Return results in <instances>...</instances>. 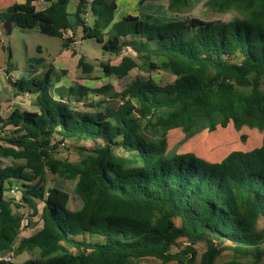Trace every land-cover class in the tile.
I'll return each mask as SVG.
<instances>
[{"label":"trees","instance_id":"1","mask_svg":"<svg viewBox=\"0 0 264 264\" xmlns=\"http://www.w3.org/2000/svg\"><path fill=\"white\" fill-rule=\"evenodd\" d=\"M15 2L0 10L22 29L62 39L69 47L74 33L68 19L69 0ZM151 0H138L143 4ZM189 0H167L171 11ZM211 9L234 10L223 20L186 17L152 23L128 14L114 21L117 0H79L75 9L81 38H93L106 52L129 46L138 64L122 56L117 64L100 62L106 75L125 77L135 67L163 70L175 76L166 84L135 77L121 91L112 85L69 86L59 99L50 92L53 67L43 77L8 79L18 93L35 95L37 111L13 109L0 118L4 133L0 156L24 160L0 167V251H37L38 256L9 264H141L145 257L160 264H216L222 244L251 251L250 261L232 258L221 264H261L264 245V0H205ZM89 7L91 22L85 15ZM75 54V51L73 50ZM83 71L92 67L79 55ZM142 66V67H141ZM89 94L119 99L104 111H78L71 98ZM262 132V144L250 151L232 150L217 162L193 153L166 156L168 133L180 129L185 138L229 123ZM100 140L78 161L54 156L52 137ZM119 150L121 154L115 151ZM49 170L76 179L80 199L67 207L70 195L45 188ZM19 183V203L37 212L41 226L14 244L21 215L4 196L6 186ZM262 227L258 228L259 220ZM183 238L185 245L173 251ZM206 244L199 255L195 245Z\"/></svg>","mask_w":264,"mask_h":264},{"label":"rangeland","instance_id":"2","mask_svg":"<svg viewBox=\"0 0 264 264\" xmlns=\"http://www.w3.org/2000/svg\"><path fill=\"white\" fill-rule=\"evenodd\" d=\"M79 0H69L67 4L68 19L71 23L77 22L75 9ZM20 0H0V7L3 10L8 5ZM46 6L44 2H38L37 7ZM131 14L137 16L141 20L152 23H161L169 20L184 19L186 17H199L205 20H223L228 21L238 16L234 10L215 11L205 4V0H189L187 5L171 11L167 7V0H151L143 4H139L138 0H117V7L114 13V21L121 20L124 16ZM88 23L91 22L89 7L85 15ZM0 28V85L4 84L3 75H9L11 78L19 77H43L45 71L52 66L50 92L59 99L60 94L68 95V87L78 84L96 88L101 85L110 84L114 91H121L124 86L135 77L143 79H152L158 84L170 83L175 76L163 70L145 71L140 67H135L123 78H117L114 75H106L101 67L100 62H108L117 64L122 56L133 58L138 64H141L135 52L131 49L124 54H112L106 52L102 44L93 38L82 39L81 29L74 26L72 41L69 42V48H63L62 39L56 36H49L40 33L36 28L22 29L14 26L10 33L4 28ZM67 36L69 34H66ZM75 51V54L73 53ZM79 55H84L85 61L92 67L91 71H83L77 65ZM142 67V66H141ZM264 90V82L262 84ZM23 100H20L17 106L20 110L32 109L35 103V95L26 96L23 94ZM25 98V99H24ZM121 104L119 99L111 100L109 96L89 94L83 101H75L71 98L70 105L78 111L99 112L104 111L106 107H113ZM12 127L4 128L0 133V141L4 142L1 137L4 133H9ZM54 156L57 158H65L69 161H78L80 157L87 153L102 142L92 140H80L75 138H61L58 134L52 137ZM262 144V132L256 128L248 126L234 127L230 122L226 127L218 126L215 130L208 131L203 129L194 135L185 138L184 133L180 129H172L168 133V146L166 156L170 157L175 154L193 153L194 155L207 160L209 162H217L232 150L250 151ZM121 154L119 150L115 151ZM23 160H14L11 157L0 158L3 165H19L23 164ZM20 181H15L16 189L19 191ZM76 179H70L59 176L55 173L46 171L45 188L59 187L70 195L67 207L75 210L80 206V199L74 192ZM5 197L12 200V206L16 213L21 216L25 213L29 216V222L25 225L18 235V239L36 232L42 223L41 213H33L30 207H16L19 203V197L15 198L10 192H5ZM43 203L39 201V207ZM41 211V210H40ZM258 228L262 227V220L257 224ZM179 245L172 248L176 251L178 248L186 244L183 238L178 240ZM219 255L216 257V264L229 261L232 258L238 260L250 261L253 258L251 251L235 250L229 242H224ZM200 255L205 249L206 244L199 242L195 245ZM37 251L29 252L24 250L14 255L16 263L23 262L29 258L37 257ZM260 263L264 264V245H262ZM141 264H160L159 261L145 257L141 259ZM166 264H176V262H168Z\"/></svg>","mask_w":264,"mask_h":264},{"label":"crops","instance_id":"3","mask_svg":"<svg viewBox=\"0 0 264 264\" xmlns=\"http://www.w3.org/2000/svg\"><path fill=\"white\" fill-rule=\"evenodd\" d=\"M24 0H20V2H23ZM88 1H90V0H88ZM8 6H10V5H8ZM7 6V7H8ZM35 6H36V8L37 9H41V8H38L37 7V2H36V4H35ZM6 7V8H7ZM2 7H0V10H2L1 9ZM44 8V7H43ZM5 9V8H4ZM3 9V10H4ZM77 18V17H76ZM86 18V17H85ZM91 20V19H90ZM86 21L88 22V20L86 19ZM71 23V22H70ZM72 25H73V28H74V26H79L78 25V20H77V22H75V23H71ZM14 27V25H12L11 26V30H12V28ZM80 27V26H79ZM0 28H3V26H2V23H0ZM80 29H81V27H80ZM71 33H73V30L71 31L70 29H68V30H66L65 31V34H71ZM74 35V34H73ZM63 48H65V47H63ZM69 48V47H68ZM68 48H66V49H68ZM3 78H4V84H2V85H0V110L4 113V117L5 116H7L13 109H15V108H17V106H14L15 104H18V103H20L19 101L20 100H23V94L24 95H26V96H29V95H31V94H26V93H18L16 90H15V88L9 83V78L10 79H14V78H11L9 75H3ZM25 99V98H24ZM18 109V108H17ZM20 110V109H19ZM38 109H37V106L35 105V103L33 104V107H32V109H29V110H25V111H37ZM4 117H0V118H4ZM8 127H12V126H9V125H7V126H5L4 128H8ZM0 133H3V132H1L0 131ZM0 144L1 145H5L6 143H5V141L4 142H1L0 141ZM10 157V156H9ZM0 158H2V156H0ZM12 158V157H11ZM13 159V158H12ZM15 160V159H14ZM17 160H22V159H17ZM24 161V160H23ZM3 166H6V165H3V164H1L0 163V167H3ZM8 185V184H7ZM8 186H12V187H16V185H15V182H12V184L11 185H8ZM19 193H20V191H18ZM4 196H5V193H4ZM14 197V196H13ZM6 198V197H5ZM15 198H17V197H15ZM42 206V205H41ZM19 207H22L23 209L25 208V207H28V206H26V205H22V206H19ZM31 209V208H30ZM41 207H39V202L37 203V212H35V213H41ZM31 211H32V209H31ZM15 212V211H14ZM41 226V225H40ZM20 232L22 233V231H19L18 232V235L20 234ZM18 235H17V239L15 240V242H14V244L13 245H15L17 242H18ZM31 235V234H30ZM27 236H29V235H27ZM26 236V237H27ZM9 255H11V257H12V259H11V262H13V263H16V261L14 260V254H13V252L12 251H10V250H1L0 251V264H9L6 260H5V258L7 257V256H9Z\"/></svg>","mask_w":264,"mask_h":264},{"label":"built area","instance_id":"4","mask_svg":"<svg viewBox=\"0 0 264 264\" xmlns=\"http://www.w3.org/2000/svg\"><path fill=\"white\" fill-rule=\"evenodd\" d=\"M36 2H43V0H36L35 1V4ZM64 37H66L67 35L65 34V32L63 33ZM130 50V47L129 46H125L122 48V50L120 51V53L124 54L125 52L129 51ZM27 94V93H26ZM0 117H4V113L0 110ZM5 192H10L14 197H20V193L17 191L16 187H12V186H6V191ZM29 216L27 213L23 214L21 216V223H20V228H19V231H21V229L28 224L29 222ZM12 257L11 255L7 256L5 258L6 261H11Z\"/></svg>","mask_w":264,"mask_h":264},{"label":"water","instance_id":"5","mask_svg":"<svg viewBox=\"0 0 264 264\" xmlns=\"http://www.w3.org/2000/svg\"><path fill=\"white\" fill-rule=\"evenodd\" d=\"M11 26L12 25H11V22L9 20L4 21V28H5V30H6L7 33H10Z\"/></svg>","mask_w":264,"mask_h":264}]
</instances>
